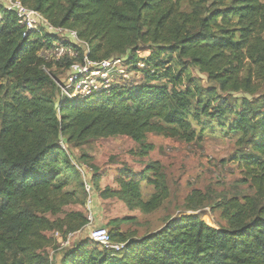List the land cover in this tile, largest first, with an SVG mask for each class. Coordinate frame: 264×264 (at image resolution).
Segmentation results:
<instances>
[{"label": "trees", "instance_id": "1", "mask_svg": "<svg viewBox=\"0 0 264 264\" xmlns=\"http://www.w3.org/2000/svg\"><path fill=\"white\" fill-rule=\"evenodd\" d=\"M21 1L55 26L77 30L90 44L89 59L127 56L135 76L128 83L114 84L82 99L56 95L62 92L61 87L46 73L44 66L50 63L40 52L55 41L69 45L77 50V57L60 63L73 67L75 62L84 61L85 50L47 31L29 34L18 23L16 13L8 11L4 0H0V264H49L43 243L54 224L40 212L39 196L50 187L59 188L61 178L77 181L86 191L80 170L61 144L64 136L73 141L84 140L90 134H124L144 146L146 133L156 128L154 119L183 127L190 134L189 117H193L203 128L211 127L212 122H229V131L241 134L253 149L245 154L246 159L261 163L264 95L258 99L222 97L216 88L191 86L195 77H183L182 72L189 66L199 67L222 90L238 91L242 86L249 90V79L240 83L238 71L231 69L230 63H221V59L247 48L250 34L242 33L244 39H236L219 26L218 20L237 18L246 24L242 31L260 21L264 28V0H232L230 7L223 8L215 6L223 0L207 1L212 7L206 6L209 14L199 24H192L190 13L174 8L175 0ZM150 31L165 36L168 45L142 58L138 55L139 45ZM253 47L264 72V37ZM168 52L165 60L161 55ZM174 56L177 59L172 63ZM139 61L146 67L139 68ZM175 65L181 66L178 72ZM172 83L187 84L177 89ZM49 87L50 91L46 90ZM91 168L94 178L100 179L101 167L92 162ZM153 168L154 164L147 171ZM114 174L119 184L116 194L121 199L141 205L146 212L155 208L158 195L142 201L141 184L148 177L146 171L122 167ZM257 187V195L245 196L243 202L224 198L219 203L228 222L220 228L198 214L183 215L141 240L131 239L120 252L106 249L88 237L68 250L62 262L264 264V181H258ZM128 220L123 217L109 222L114 225L109 231L113 241L127 240L119 225ZM86 223L88 219L82 215L80 226Z\"/></svg>", "mask_w": 264, "mask_h": 264}, {"label": "rangeland", "instance_id": "2", "mask_svg": "<svg viewBox=\"0 0 264 264\" xmlns=\"http://www.w3.org/2000/svg\"><path fill=\"white\" fill-rule=\"evenodd\" d=\"M207 1L214 0H175L173 4L174 8L192 15V24H199L201 18L209 14L206 6L212 7ZM231 4L232 0H223L215 6L223 8L230 7ZM218 21L219 26L232 32L236 39H244L241 37L242 33L250 34L247 48L242 49V52L227 53V57L221 59V63H230L231 69L238 71L240 83L244 84L249 79V90L245 86L238 91L222 90L217 81L199 67L189 66L187 71L182 72V76L191 74L196 80L191 86L197 84L204 89L216 88L222 97L258 99L264 95V72L258 65L257 56L253 54V46L256 40L264 37L261 21L246 31L241 30L246 24L237 18ZM164 38L165 36L150 31L140 42L138 55L148 57L161 49V46L167 47L168 42ZM168 55L169 52L161 56L167 60ZM42 58L50 63L49 66H44L46 73L60 87L65 88L74 67H68L55 58ZM176 59L174 56L172 63ZM180 68L181 66L175 65V72ZM113 72L108 71L110 75ZM134 76L135 71L131 79L123 83H128ZM113 79L115 82L111 85L117 84L121 77L115 76ZM185 84L170 85L182 89ZM46 90L50 91V87ZM56 95L67 96L63 92ZM189 121L193 134L161 118L154 119L156 128L146 133L144 146L124 134H90L84 140L73 141H67L66 136L63 137L61 144L71 162L80 170L86 191L78 186L77 181L61 178L58 181L59 188L50 187L39 196L40 212L54 224V230L47 233L43 243L49 264H63L66 252L88 238L93 228L105 225L107 231L113 229L114 225L109 224L112 219L129 218L119 225V230L127 235V240L123 243H129L131 239L141 240L157 232L168 222L189 214H198L204 221L220 228V225L228 223L224 209L219 205L224 198H237L243 202V197L257 195V183L264 181V156L261 155V163L249 162L245 154L253 149L245 144L241 134L229 131V122L224 125L212 122L211 127L203 128L195 118L189 117ZM92 162H96L102 169L100 179L93 176ZM152 164L155 168L147 171ZM122 167L136 172L146 171L148 177L141 184L142 201L148 202L158 195L160 198L155 208L146 212L141 205L130 204L116 194L119 184L114 173ZM158 182L160 187L155 184ZM106 189L107 196L104 197ZM91 212L92 221L88 218ZM82 215L88 219V223L80 226ZM73 227L78 229L70 230Z\"/></svg>", "mask_w": 264, "mask_h": 264}, {"label": "built area", "instance_id": "3", "mask_svg": "<svg viewBox=\"0 0 264 264\" xmlns=\"http://www.w3.org/2000/svg\"><path fill=\"white\" fill-rule=\"evenodd\" d=\"M4 6L8 11L16 13L18 23L24 26L29 34H42L44 31H47L85 50L84 61L82 63L75 62L73 66L74 70L68 78L67 86L65 88L61 87L63 89L62 92L70 98H86L96 92L109 89L112 86V82H115L113 79L115 76L121 77V80H118L117 84H123L126 80L131 79L133 71L135 70L132 71L131 65L127 63V56L102 61L91 60L88 58L90 45L79 36L77 30L63 26H55L40 11L28 7L21 0H4ZM27 32L25 35L28 34ZM77 54V50L73 47L56 41L49 48H45L40 52L42 57L55 58L58 61L66 58L75 59ZM137 66L143 69L146 67V64L143 61H139ZM109 70L114 71L113 75L108 73ZM140 73L138 71L137 75H140ZM88 218L90 221L93 220L92 212L88 215ZM89 237L102 247L111 249L114 252H120L127 246V243L113 241L109 231L105 227L93 228Z\"/></svg>", "mask_w": 264, "mask_h": 264}, {"label": "bare ground", "instance_id": "4", "mask_svg": "<svg viewBox=\"0 0 264 264\" xmlns=\"http://www.w3.org/2000/svg\"><path fill=\"white\" fill-rule=\"evenodd\" d=\"M205 216V215H204ZM207 222V221H206ZM208 224L212 225L210 222H207Z\"/></svg>", "mask_w": 264, "mask_h": 264}]
</instances>
